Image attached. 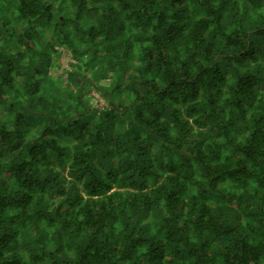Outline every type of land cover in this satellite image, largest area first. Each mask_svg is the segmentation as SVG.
I'll return each instance as SVG.
<instances>
[{
  "label": "trees",
  "instance_id": "trees-1",
  "mask_svg": "<svg viewBox=\"0 0 264 264\" xmlns=\"http://www.w3.org/2000/svg\"><path fill=\"white\" fill-rule=\"evenodd\" d=\"M0 264H264V0H0Z\"/></svg>",
  "mask_w": 264,
  "mask_h": 264
},
{
  "label": "rangeland",
  "instance_id": "rangeland-1",
  "mask_svg": "<svg viewBox=\"0 0 264 264\" xmlns=\"http://www.w3.org/2000/svg\"><path fill=\"white\" fill-rule=\"evenodd\" d=\"M66 56H69V55H67V54H62L61 55V57H60V60H61V58H62V66L59 68V71H60V69L61 68H63V67H66V62H67V60H68V58L66 57ZM56 57H58L57 55H56ZM58 71V72H59ZM55 74H57L56 73V71H55ZM64 84V83H63ZM65 85V84H64ZM91 94L93 95V96H95L97 99L95 100H93L92 98H91V102L93 103V104H95V105H99V106H103V105H106L107 103L105 102V100L103 99V98H101L100 97V95L95 91V90H93L92 92H91Z\"/></svg>",
  "mask_w": 264,
  "mask_h": 264
},
{
  "label": "crops",
  "instance_id": "crops-1",
  "mask_svg": "<svg viewBox=\"0 0 264 264\" xmlns=\"http://www.w3.org/2000/svg\"><path fill=\"white\" fill-rule=\"evenodd\" d=\"M61 61H62V58H61Z\"/></svg>",
  "mask_w": 264,
  "mask_h": 264
}]
</instances>
